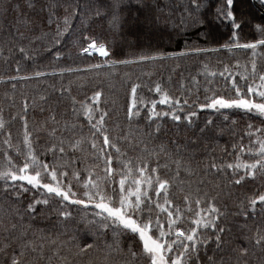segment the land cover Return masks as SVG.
<instances>
[{
	"label": "trees",
	"instance_id": "trees-1",
	"mask_svg": "<svg viewBox=\"0 0 264 264\" xmlns=\"http://www.w3.org/2000/svg\"><path fill=\"white\" fill-rule=\"evenodd\" d=\"M30 3L31 7L29 0H0V118L4 122V128L0 129V165L4 163L5 150L17 163L22 161L14 150L16 146L23 150L24 121L20 116H25L38 153H44L52 144L58 148L59 140L63 139L66 151L62 156L57 152L56 163L74 161L69 171L76 168L85 178L89 170L103 176L104 162L91 148L92 130L85 117L73 111V98L86 101L95 91H102L101 109L108 113L106 127L121 151L129 157L159 153V164L168 165L161 167L160 174L172 181L170 191L175 205L184 209L185 196L193 201L199 197L202 202L214 201L222 213L218 225L225 231L219 246L216 232L211 228L202 230L207 243L199 245L191 264H264V246L256 244V239L264 235V204H250L252 198L264 194V175L257 173L254 178L246 177L236 184L234 181L243 175L242 170L237 174L231 169L217 170L234 162L242 139L245 146L249 144L246 135L249 124L264 125L261 119L240 111L199 108L205 96L211 94L205 92L206 88L223 92L227 87L225 79L219 76L225 65L232 72H243L244 66L251 71L250 50L229 52L222 48L232 36V26L216 18V8L226 7V0H204L207 7L199 14L203 24L184 31L176 25L188 0H30ZM232 10L241 24L239 42L259 39L257 26L264 27V0H234ZM114 16L118 21H113ZM65 17L69 18V31L59 45H54L57 24L63 30ZM84 36L105 42L109 57L82 53L81 49L87 46ZM21 47L27 56L20 53ZM194 48L220 51L196 54L191 51ZM181 51L189 54L138 61L142 54ZM259 53H264V49H258L256 58L264 70V55ZM122 60L137 62L111 67L106 63ZM237 61L239 68L234 67ZM96 64L105 66L90 67ZM37 72L45 75L37 77ZM212 72L217 75H209ZM133 83L141 85L137 95L148 104L138 109L139 116L129 119ZM157 83L182 105L184 100L188 101L181 115L195 112L191 123L183 118L180 122L170 117L148 119L150 102L159 100L150 91ZM169 110L167 105L157 104L156 111ZM54 128L55 136L49 135ZM9 134L12 149L3 143ZM76 140L83 142L79 150L72 151L69 145ZM233 145H237L236 151ZM45 159L51 163L52 154ZM151 160L156 166L157 158L153 156ZM177 160L182 162L178 176ZM214 163L217 168L212 167ZM28 187L29 191L17 195L11 190L5 192V184L0 181V264H10L12 255H19L25 244L28 246L23 247L22 264H147L139 256V243L133 249L137 257L130 255L132 237H114L111 230L105 232L99 224L88 223L92 219L91 209L85 219L80 206L62 205L58 198H48ZM46 198L50 199L49 204H36L29 211V204ZM61 211H69L71 216L65 219ZM189 223L182 226L188 227ZM12 225L16 227L13 229ZM6 244L8 248L4 250ZM86 244L93 247L81 252L80 248ZM243 249L247 253L242 255Z\"/></svg>",
	"mask_w": 264,
	"mask_h": 264
},
{
	"label": "snow or ice",
	"instance_id": "snow-or-ice-1",
	"mask_svg": "<svg viewBox=\"0 0 264 264\" xmlns=\"http://www.w3.org/2000/svg\"><path fill=\"white\" fill-rule=\"evenodd\" d=\"M233 3L234 0H226V7L218 6L216 8V18L226 21L232 26V36L228 42L222 45V48L229 52L250 50L252 54L251 71L247 66H244L243 72H232L229 66L225 65L224 71L220 72L219 76L225 79L227 87L223 92L206 88L205 92L211 94L205 96V101L199 105V108L201 110L211 109L216 112L240 111L261 119V123L264 125V70H261L256 59L258 49H264V27L257 26V31L260 34L259 39L240 43L241 24L236 21L232 10ZM29 6L31 7L30 0ZM17 7L19 6L17 5ZM205 7L207 5L204 0H188V5L185 6L184 13L181 14L180 23L176 27L184 31L189 26L193 28L201 26L203 20L199 14ZM113 21H118V17L114 16ZM63 22L66 25L63 30L57 24L56 35L53 37L54 45H59L64 33L69 31V18L65 17ZM48 23H52L51 17ZM201 35L206 34L201 33ZM83 39L87 42V46L81 49L82 53H98L101 57H109V50L105 42L90 36H84ZM19 51L27 56L23 47ZM191 51L200 54L220 51V49L194 48ZM188 54L189 52L186 51L159 55L142 54L138 61H153ZM259 54L264 55V53ZM56 58L59 59V54ZM134 62L137 61H106L109 67ZM104 66L105 64H96L90 67L99 69ZM234 67H240L239 61ZM66 71L74 70L66 69ZM35 75L40 77L45 73L37 72ZM209 75L215 77L217 73L212 72ZM13 79L16 78L13 77ZM23 79H28V77H23ZM140 88V84L133 83L131 85V101L128 105L129 119L140 115L138 109L141 106L147 107L148 102L137 95ZM150 91H154L159 96L158 101L150 102L151 107L148 108L150 121L170 117L176 122H180L182 118L189 123L192 122L191 117L196 115L195 112H189L183 117L181 115L184 112L183 106L188 105L187 100H184L182 105L179 99H174L159 83L155 84V87ZM102 96V91H95L86 101L78 102L73 98V111L77 115L82 114L92 130L91 148L93 154L104 162L103 176H98L89 170L85 178L76 168L69 171V166L74 161L64 164L56 163L59 158L57 152L62 156L66 151L63 139L59 140L58 148L56 144H52L44 153H38L31 139L33 134L29 130L27 119L25 116H20V119L24 121L23 150L16 146L14 151L15 156L22 157V161L17 163L8 150L3 152L4 163L0 165V181L5 184V192L11 190L19 195L20 192L29 191L28 186H30L32 190L40 191L48 198H58L62 205L66 203L69 206H80L85 211V219L89 215L88 210L91 209L92 219L88 220V223L99 224L105 232L111 230L114 237H132L133 241L129 244L130 255L134 258L137 257L138 253L133 249L135 244L139 243L141 245L139 256L146 260L147 264H191L192 256L198 252L199 245L207 243V240L202 237L201 231L206 232L209 228L217 233L216 242L219 246L222 239L221 234L225 229L218 225L222 213L215 206L214 201L202 202L199 197L193 201L189 196H185L186 207L184 209L175 205L171 199L172 181L160 174L161 167L167 168L168 165L161 166L159 164V153L157 152L149 153L148 157H129L126 152L121 151L118 142L110 136L106 127L108 113L101 109ZM76 104H79L78 108L75 107ZM157 104L167 105L170 110L158 112L156 111ZM24 111H27V103L24 105ZM3 128L4 122L0 118V129ZM248 128L249 131L246 135L249 138V144L245 146L242 139L234 162L223 164L219 168L215 163L212 164V167L217 168L218 171L231 169L233 174H237L242 170L243 175L234 181L236 184H240L246 177L254 178L257 173L264 175V126L256 127L249 124ZM158 131L159 125H157ZM55 133L56 129L54 128L49 135L55 136ZM10 141L11 135L9 134L8 138L3 141L8 149L13 148ZM82 142V140H76L70 143L69 147L72 151L79 150ZM236 149L237 145H233V150L236 151ZM161 151H164L163 146H161ZM49 153L53 156L51 163L45 159ZM153 156L157 158L156 166L152 164L151 157ZM245 156L251 157V161L244 159ZM175 163L178 176L182 162L177 160ZM49 202L50 199L47 198L42 201L36 200L33 204L28 205V209L32 211L36 204L47 205ZM258 202L264 204V194L250 200L252 206ZM193 204L195 207L192 206ZM60 215L67 219L71 216V212L61 211ZM189 221L188 227L182 226ZM15 227L12 225L13 229ZM256 244L264 246V235H260L256 239ZM27 246V244L22 246L19 255L15 253L12 255L10 264H22L20 257L24 255L23 247ZM92 247V244H86L80 248V251L86 252ZM7 248L6 244L4 250ZM246 253L247 249H243L241 254ZM211 259L210 257L209 260L211 261Z\"/></svg>",
	"mask_w": 264,
	"mask_h": 264
},
{
	"label": "rangeland",
	"instance_id": "rangeland-1",
	"mask_svg": "<svg viewBox=\"0 0 264 264\" xmlns=\"http://www.w3.org/2000/svg\"><path fill=\"white\" fill-rule=\"evenodd\" d=\"M98 54V53H97ZM99 55V54H98Z\"/></svg>",
	"mask_w": 264,
	"mask_h": 264
}]
</instances>
